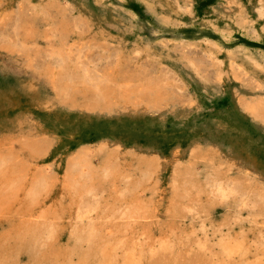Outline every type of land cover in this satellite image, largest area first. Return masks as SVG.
Instances as JSON below:
<instances>
[{
  "label": "rangeland",
  "instance_id": "obj_1",
  "mask_svg": "<svg viewBox=\"0 0 264 264\" xmlns=\"http://www.w3.org/2000/svg\"><path fill=\"white\" fill-rule=\"evenodd\" d=\"M0 98V142L56 187L84 154L107 203L79 222L55 218L57 189L27 216L13 207L0 241L47 220L63 232L1 264H124L128 247L155 264H264V115L247 109L264 108V0H0ZM218 174L230 198L198 192Z\"/></svg>",
  "mask_w": 264,
  "mask_h": 264
},
{
  "label": "bare ground",
  "instance_id": "obj_2",
  "mask_svg": "<svg viewBox=\"0 0 264 264\" xmlns=\"http://www.w3.org/2000/svg\"><path fill=\"white\" fill-rule=\"evenodd\" d=\"M6 101V98H0V108L4 106ZM247 106L251 107V109L248 107L247 109L252 111L255 115H264V108L263 110L258 108L255 103L247 102ZM22 144L25 145V147H28L32 154H39L46 149L44 147L45 145L39 142H22ZM113 153L114 152L112 151L106 152L108 163L115 161V163H113L118 164L113 158ZM108 163L104 162L103 165L104 172H106L107 175L108 171H110L109 168L107 169ZM32 167L33 163H28V161L23 159L19 152H16L15 142H0V218L5 217L6 213L10 214L14 210L13 207H18V209H16L17 211L14 214L12 213L13 216L24 217L29 215V211H26V209L37 204L43 196L42 194L55 189L62 194L61 196H65L69 200L68 210L56 214L55 218L57 219L75 220L77 222L84 219L91 220L94 217L92 215L94 210L91 208L92 211H87L88 207L92 206L88 203L91 198L96 200L95 205L97 207L100 205L107 206V203L95 198L97 194V186L95 183L97 169L94 166L92 159L84 156V154L75 153L68 159L65 170H63L65 171V174L62 181H59L58 187H56L57 183L55 182L57 177L40 173ZM101 171L103 172V170ZM206 182L208 184V189H206V191L198 189V192L207 193L212 200L216 198H230L233 195V190L228 188V186H224L220 180L219 174L218 176L215 175L211 181L206 180ZM138 211L139 210L136 207H133V205H127L122 213L126 216L127 214H130V217H138L140 215L138 214ZM50 213L51 211H45L39 215V218L53 219V217H49L52 215ZM102 213L107 214L106 212ZM103 216L106 217L107 215H99L101 218H103ZM42 223V225L32 226V224L31 226L26 225L21 227L20 230L16 231L15 240H7L6 242H4L5 240L0 241V264L10 261V255L18 247L22 251H27L33 259H38L36 256H40V253L38 252L39 249L41 252L42 250H47L49 248L48 245L54 243L56 238H58L63 232L60 231L61 228L59 229V225L51 220L42 221ZM52 223H54V225ZM74 226H77V224H74ZM72 231L77 237L83 236V234H77L79 231L76 230V233L74 228ZM85 237L91 236L87 235ZM105 246L107 248L108 244L102 245L101 251H106ZM160 246H164L163 242ZM237 246L236 243H228L226 249L230 251ZM145 251L146 250H141V254L137 256L134 254L132 248L130 250V247H128L127 252L129 255H125L124 264H140L145 262V260L148 263L149 261L153 262L154 260H149L148 258H154V249L152 254H147V251ZM105 263L116 264V262L113 263L111 258L108 257L105 259ZM152 264L155 263L153 262Z\"/></svg>",
  "mask_w": 264,
  "mask_h": 264
}]
</instances>
